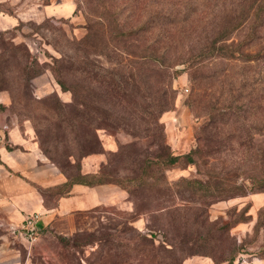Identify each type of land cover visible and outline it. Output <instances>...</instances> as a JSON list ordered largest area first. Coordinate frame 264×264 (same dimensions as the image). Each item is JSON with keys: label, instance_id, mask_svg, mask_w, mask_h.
Here are the masks:
<instances>
[{"label": "trees", "instance_id": "16d2710c", "mask_svg": "<svg viewBox=\"0 0 264 264\" xmlns=\"http://www.w3.org/2000/svg\"><path fill=\"white\" fill-rule=\"evenodd\" d=\"M118 1L123 4H118ZM141 1L115 0L111 14L120 24L117 37L138 36L143 40H136L137 51L132 52L133 57L128 62L131 65L129 74L124 72L128 57L123 55L121 49L114 50L113 56L106 52L107 55L112 56L110 67L102 66L95 59L89 61L83 57L84 54L79 55L73 50V47L77 49L74 42L71 44L72 52L54 58L51 68L56 81L62 90H69L72 94L70 101L55 104L56 115L52 117V121L62 129L65 148L62 152H57L56 139H47L39 131L37 137L48 156L60 164L66 181L60 185L38 188L45 197L49 191H54V194L68 193L74 183L94 185L111 182L139 198L140 201L136 206H145L148 201L146 191L151 187H162L165 194L172 193L169 181L164 179V171L181 158L199 163V156H204L206 159L204 163H209L211 157L217 161L222 153L228 150L238 152L240 158L235 164L229 166L222 164L216 168L211 162L210 167L204 172L205 177L183 175L176 181L183 193L184 210L167 212L174 220L179 219L182 239L171 243L166 238L169 234L167 235L165 226L156 229L146 225L147 230L131 229L130 237H120L114 243L120 252L131 248L135 254L152 255L157 264H180L182 254L192 252L190 250L193 252L199 250L197 244L199 238L203 241L213 234L214 230L211 229L199 235L194 233V227L205 221L203 216L205 207L221 199L264 190V45L255 47L258 31L264 25V0H256L254 5L235 9L230 19L221 18L215 22L211 35L205 34L196 38L199 39L201 47L195 55L187 59L190 60L191 78L196 83V88L198 86L192 104L207 117L202 123V137H200L203 140L202 145L197 144L188 152L180 154H172L168 151L163 140L164 134L159 117L172 106L174 101L169 67L175 62L184 60L183 52H171L170 45L166 43L172 42L168 33L171 34L172 28L180 27L192 11L179 13L175 8L150 9L149 7L143 19L134 26L125 27L123 23L131 15V8L135 5L139 6ZM126 8L127 14L123 17ZM107 9L109 8H104L103 12ZM101 20L104 21L103 17ZM222 22L225 23L221 24ZM187 29L190 30V27ZM147 32H152L154 35L145 39L143 34ZM178 34L185 38L188 31L181 33L179 30ZM80 41L76 42L80 43ZM142 42L143 45L138 48V44ZM19 46L14 47L15 50L10 47L9 51H2L0 58L5 57V53L15 54L20 50ZM87 60L91 63V70L86 67ZM215 60L224 63L222 70L206 69L207 65L214 63ZM28 67L27 64L21 66L25 78L32 74L27 70ZM240 68L242 71L236 72ZM83 70L90 78V82H93L90 100L86 99L84 94L85 87L88 86L82 77ZM206 79L208 81H204ZM207 82L209 83L205 84ZM216 87L231 92V97L226 102H222L221 106L212 107L210 101L208 103V100H204L202 91L207 89L213 91L217 89ZM127 94L129 98L125 99ZM217 101H225V99L221 98ZM250 114L252 117L255 116L251 123L255 127L254 130L246 127ZM46 127L53 132L52 122L47 121ZM100 127L112 130L123 129L134 137L152 136L153 141H150V145L155 142L158 149L138 150L125 148L130 144L122 145L113 153L112 158L101 164L97 171L84 173L80 170L82 158L89 153L103 151L97 133ZM37 128L36 126V130ZM157 130L158 134H156ZM255 133L260 135L259 139L254 137ZM70 156L73 160L68 158ZM234 171H239L243 175L238 183L228 177ZM262 211L264 204L259 208V213ZM177 213L181 214L179 218ZM223 226H228V223ZM157 230L160 232L162 230L163 238H157L156 243ZM210 238L200 246L212 247V249L218 246L209 245ZM94 240L99 241L101 248L104 247L105 243H100L101 238ZM80 241L77 235L72 238L74 246H78ZM234 249L235 247L229 249L227 253L222 252V259L231 263L235 255ZM261 252L264 253V245L261 246Z\"/></svg>", "mask_w": 264, "mask_h": 264}, {"label": "rangeland", "instance_id": "374dc122", "mask_svg": "<svg viewBox=\"0 0 264 264\" xmlns=\"http://www.w3.org/2000/svg\"><path fill=\"white\" fill-rule=\"evenodd\" d=\"M114 1L74 0V9L70 15L48 16L40 14L37 20H21L15 26L6 28L0 26V53L9 51L10 47L14 48L20 45V50L15 54L5 53V57L0 58V120L14 117L20 123L28 121L32 126L38 147L60 170V164L48 156L37 137V131H39L47 139H56L57 152H62L65 148L62 129L52 121V117L56 115L55 104L70 101L72 94L69 90H62L56 81L51 66L55 57L66 52H72L71 44L74 42V45L77 46V49L73 47L75 52L79 55L84 54L83 57L89 61L95 59L97 63L105 67L112 65L114 50H123V55L128 57L124 72L129 74L131 65L128 62L133 57L132 52L137 51L136 40H143L138 36L117 37L120 24L111 16L114 10ZM255 2L256 0H142L139 6L136 7L135 5L131 8V15L123 23L125 27L134 26L140 19H143L149 7L150 9L155 7L156 9L175 8L179 13L192 11L189 13V17L180 24V27L172 28L171 34L168 33L172 42H166L170 45L171 52H183L182 57L184 59L169 67L171 86L174 89V101L172 106L159 117L164 134L163 140L168 151L172 154L186 153L197 144L202 145L203 143L200 138L202 137V123L207 116L192 104L194 92L198 90V86L196 88V83L191 78L190 60H187L189 56L195 55L198 48L201 47L199 39L196 38L205 34L211 35V29L215 28V22L221 18L230 19L235 9L245 8L250 4L254 5ZM117 3L123 4L121 1ZM104 8L109 9L103 12ZM127 10V8L124 9L123 17L126 16ZM102 13L104 16L101 15ZM102 17L104 21L101 20ZM223 23L225 22L221 24ZM188 27L190 30L187 29ZM179 30L181 33L187 30L188 35L183 38L180 36L181 34H178ZM153 35L152 32L143 34L145 39ZM238 35L239 33L237 37ZM77 40H81L80 43H77ZM255 43L257 45L255 47L264 45V25L258 31ZM138 45V48L141 47L143 42ZM106 52L112 56L107 55ZM88 60L86 67L91 70L92 66ZM24 64H27L29 66L27 70L32 72L27 78L21 72V66ZM223 65L224 63L215 60L214 63L207 65L206 69L220 71ZM240 71L242 68L236 72ZM82 77L88 86L85 87V97L90 100L93 82H90V78L84 70ZM204 81H208V79ZM184 86L188 87V91H183L182 87ZM216 88L213 91L208 89L202 91L204 100H208V103L210 101L213 104L212 107L221 106L222 102H226L231 97V92H226V89L219 87ZM128 98L127 94L125 99ZM221 98L225 101H217ZM52 112L53 115L51 116ZM253 117L250 114L247 119L248 126L246 127L250 130L251 128L252 130L255 129L254 125H251ZM47 121L52 122L53 132L47 129ZM36 126L38 127L37 130ZM97 133L101 144L100 135L102 133L112 134L117 141L116 148L107 151L105 160L101 164L112 158L113 153L122 145L130 144L125 148H137L138 150L158 149L155 142L150 145V141H153L152 136L134 137L123 129L112 130L105 127L98 128ZM158 133L157 130L156 134ZM254 137L259 139L260 135L255 133ZM68 158L73 160L71 156ZM239 158L238 152L229 150L223 152L217 161L211 157L209 163H204L206 160L204 156H199V163L181 158L176 164L168 166L164 171V179L169 181L172 193L170 195L165 194L162 187H151L146 191L148 201L145 206H136V203L138 204L140 201L139 198L123 188L127 193V197L123 201L101 204L90 209L76 211L68 215L67 218H60L55 221L53 227L39 230L31 242L23 244L10 235L4 237L6 232L2 229H0V235L4 234L2 237L5 238L9 246L19 253L24 262L30 264H157L152 255L135 254L131 248L120 252L114 243L120 237H130L131 229L147 230L146 225L156 229L157 227L162 228V225L165 226L164 229L167 231V235L169 234V237L166 238L171 243L182 239L179 219L174 220L167 212L168 210L177 212L184 210L182 208L183 193L176 181L183 175L205 177L204 172L210 167L211 162L215 164L216 168H219L222 164L226 166L235 164ZM80 170L82 171V161ZM242 176L239 171H234L232 175H228L229 178L236 180V183L242 180ZM262 191H253L246 195L221 199L205 207L203 213L205 221L194 227V233L199 235L205 233L207 229H211L214 230L213 234L210 235L212 237L208 236L203 241L199 238L197 243L199 250L197 252L190 250L192 252L182 254L180 264H188L194 258H207L213 264H264V253L261 252V246L264 245V211L259 213L260 206L253 214H250L249 209L252 202L245 198ZM53 192L49 191L46 194L53 196ZM163 206L167 207L163 208ZM244 207H246V211L243 210ZM177 215L178 218L181 216L179 213ZM226 223L228 226H223ZM240 224L242 227L236 228ZM76 235L81 240L78 246L72 244V238ZM95 238H101L100 243H105L104 247L101 248L99 241H95ZM157 238H163L162 230L156 232V243L158 242ZM209 238V245H218L214 249L200 246ZM65 240H68L69 243ZM234 247V259L228 263L222 259V252L227 253L229 249Z\"/></svg>", "mask_w": 264, "mask_h": 264}, {"label": "crops", "instance_id": "0c3cea01", "mask_svg": "<svg viewBox=\"0 0 264 264\" xmlns=\"http://www.w3.org/2000/svg\"><path fill=\"white\" fill-rule=\"evenodd\" d=\"M74 0H0V26H15L21 20H37L40 14L48 16L70 15ZM0 132L8 141L0 143V229L5 236L26 242L11 231L21 224L24 216L33 211L40 213L39 230L53 227L56 220L68 217L101 204L121 202L126 191L117 184L106 182L94 185L74 183L68 193L45 196L38 187L60 185L66 181L64 173L51 162L38 147L31 124L18 122L14 117L0 120ZM103 151L93 152L82 158V172H95L106 153L116 148V138L102 133ZM252 202L250 214L264 204V191L246 196ZM237 225L236 228H241ZM0 235V264H30L10 247ZM188 264H213L209 259L194 258Z\"/></svg>", "mask_w": 264, "mask_h": 264}, {"label": "built area", "instance_id": "2783aa9c", "mask_svg": "<svg viewBox=\"0 0 264 264\" xmlns=\"http://www.w3.org/2000/svg\"><path fill=\"white\" fill-rule=\"evenodd\" d=\"M182 88H183V91H188L187 86H184ZM8 140H9L8 137L4 135L3 132H0V143H5ZM39 216H40V213L37 211L27 213L24 216L21 224L18 226H12L11 231L19 234V236L25 242L33 241V239L39 232V226H38Z\"/></svg>", "mask_w": 264, "mask_h": 264}]
</instances>
